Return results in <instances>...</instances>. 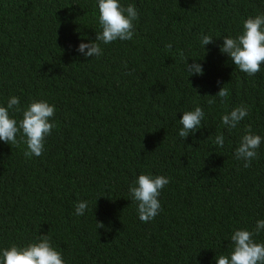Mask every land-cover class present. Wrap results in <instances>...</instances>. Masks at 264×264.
<instances>
[{
    "label": "trees",
    "instance_id": "obj_1",
    "mask_svg": "<svg viewBox=\"0 0 264 264\" xmlns=\"http://www.w3.org/2000/svg\"><path fill=\"white\" fill-rule=\"evenodd\" d=\"M120 3L138 11L133 39L85 58L77 48L101 31L98 0H0V106L46 100L56 124L39 157L0 141V250L46 234L65 264H216L234 230L264 220V140L251 167L234 156L246 126L264 138V64L248 76L220 51L264 0ZM181 51L203 75L190 76ZM223 86L225 102L209 104ZM240 105L249 114L228 129L221 117ZM198 106L201 128L183 140L179 119ZM141 173L170 179L147 223L129 194Z\"/></svg>",
    "mask_w": 264,
    "mask_h": 264
},
{
    "label": "clouds",
    "instance_id": "obj_2",
    "mask_svg": "<svg viewBox=\"0 0 264 264\" xmlns=\"http://www.w3.org/2000/svg\"><path fill=\"white\" fill-rule=\"evenodd\" d=\"M98 8L101 31L96 33L94 41L81 42L77 48L85 58L100 57L103 54L101 43L107 45L116 40L129 41L134 36V22L138 20V11L134 5L123 6L120 0H98ZM201 43L203 46L213 43V38L204 35ZM166 47L171 50L172 45L168 44ZM220 51L230 57L235 67L248 76L260 72L261 64H264V14L247 18L243 23L242 33L236 37L225 36ZM180 56L185 59V69L190 76L203 75L200 63L193 59V63L189 64L183 51L180 52ZM228 95V89L223 86L208 103H215V97H219L221 103H224ZM19 105V98L12 96L6 107L0 106V141L16 147L24 143L27 145L24 151L26 158L39 157L44 152L46 137L56 127L52 119L55 115V106L50 105L46 100H33L23 110ZM9 110L22 111V119L17 121ZM248 114V107L240 105L224 114L221 120L228 129H234ZM204 116L205 113L199 106L194 110L184 111L179 119L182 127L178 135L184 140L190 134L196 133L201 128ZM18 134L20 139H17ZM262 140L264 138L255 134L251 125L246 126L234 153L237 160L244 161L245 168L251 167L252 161L258 158L257 149ZM214 143L223 147L222 133L215 137ZM169 183L168 177L153 176L151 173H141L132 182L129 194L137 204L138 216L142 222L147 223L159 214L161 211L159 197ZM87 208V201H78L75 204V214L83 216ZM101 227L103 224L97 222V228ZM262 230H264V220H257L251 231L246 228L234 230L230 237L231 252L227 255L217 254L216 264H264V242H257L254 239ZM0 264H65V260L62 252L53 246L51 238L45 234L25 246L13 244L0 250Z\"/></svg>",
    "mask_w": 264,
    "mask_h": 264
}]
</instances>
